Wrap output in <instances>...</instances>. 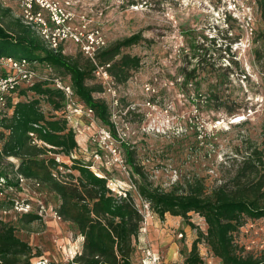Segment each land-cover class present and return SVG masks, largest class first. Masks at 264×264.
Wrapping results in <instances>:
<instances>
[{
	"label": "rangeland",
	"instance_id": "rangeland-1",
	"mask_svg": "<svg viewBox=\"0 0 264 264\" xmlns=\"http://www.w3.org/2000/svg\"><path fill=\"white\" fill-rule=\"evenodd\" d=\"M56 1L74 14V31L99 35L106 46L141 35L139 44L121 52L138 57L139 69L131 71L125 83L101 84L103 93L93 94L107 103L116 138L94 144L81 123L71 124L77 141L73 157L130 191L138 209L143 208L142 201L131 182L138 178L132 177L124 162L127 147L135 151L136 162L149 181L165 190L191 177L203 179L210 190L230 176L235 157L241 159L249 149L264 155V20L256 0ZM0 6L9 10V19H23L17 0H0ZM61 53L86 59L70 41L61 45ZM53 74L68 82L61 72ZM92 83L100 84L97 78ZM29 96L27 100H32L31 92ZM40 106L46 115L55 113L44 99ZM96 127L104 126L96 122ZM19 163L15 157L5 162L9 179L19 186L0 196L15 201L11 208L0 206V218L15 225L17 235L40 257L66 264L80 250L81 238L68 223L57 219L59 201L54 193L33 181L17 180ZM64 163L71 164L70 160ZM28 212L37 213L41 220L22 225L21 216ZM189 215L190 223L205 232L203 219ZM187 223L179 217L166 215L161 221L153 215L147 218L142 237L168 264H182L197 237L196 229ZM235 242L245 253L261 256L264 220H247ZM139 247L137 243L133 264L140 262ZM205 249V244L198 245L204 264H220Z\"/></svg>",
	"mask_w": 264,
	"mask_h": 264
},
{
	"label": "trees",
	"instance_id": "trees-1",
	"mask_svg": "<svg viewBox=\"0 0 264 264\" xmlns=\"http://www.w3.org/2000/svg\"><path fill=\"white\" fill-rule=\"evenodd\" d=\"M256 2L264 20V0ZM9 18V10L0 6V58L38 62L43 69H52L50 78H55L54 70L61 72L68 78L64 83L70 85L78 102L92 109L98 122L116 138L107 103L93 97L94 93H103L101 84L92 83L95 81L93 63L81 56H64L61 49L57 53L49 51L43 40L21 19ZM141 40V35H132L106 46L96 56L98 64H110L107 70L114 83H125L130 72L139 69L138 57L121 52ZM224 51H229V48L226 46ZM187 80L183 86L187 85ZM28 92L33 94V99L19 101L12 116L0 121V190L19 186L9 179L4 167L8 158H18L20 163L15 175L43 185L54 193L59 201L55 213L83 239L80 254L66 264H133L143 216L130 191H126L125 196L113 193L107 188L105 175H95L89 165L75 158H70V165L58 164L50 155L69 157L77 148L76 135L61 116L55 113L46 115L40 105L44 99L58 112L63 106V94L51 81L39 82L22 91L21 95ZM30 133L52 148L33 144L34 138ZM124 162L132 177L138 178L131 182L152 213L160 220H164L166 215L179 217L196 229L197 237L184 255L182 264H204L198 252L201 243L220 264H264V255L257 257L245 253L235 242V235L247 220H264L262 153L249 149L241 159L235 157L230 176L210 190L206 189L203 179L197 177L175 181L168 190L155 186L136 162L135 151L128 147L124 151ZM60 168L67 173H62ZM14 203L0 198L3 208L5 205L11 208ZM190 213L203 219L205 232L190 223ZM38 220L41 217L34 212L24 213L20 219L24 226ZM40 256L17 235L15 225L0 218V264H35Z\"/></svg>",
	"mask_w": 264,
	"mask_h": 264
},
{
	"label": "built area",
	"instance_id": "built-area-1",
	"mask_svg": "<svg viewBox=\"0 0 264 264\" xmlns=\"http://www.w3.org/2000/svg\"><path fill=\"white\" fill-rule=\"evenodd\" d=\"M23 10L22 22L24 25L30 27L44 42L45 47L54 53H57L61 49V45L67 41H70L79 46L80 53L89 61H91L95 67L94 77L97 78L102 85L114 84L113 77L109 74V63L98 64L96 56L103 50L106 45L103 38L99 35L87 34L83 35L82 32H76L71 28V21L74 18L73 13L65 12L58 1L56 0H17ZM52 72L51 68L43 69L38 62H31L27 59H15L11 57L0 58V121L12 116L15 105L23 100H27L30 94L21 95L22 91H26L33 87L35 84L42 81H51L55 89H59L64 97L63 106L60 111L55 112L56 115L61 116L69 127H72L73 122L81 123L83 129L89 134V140L96 144L102 142L106 144L111 139H114L111 132L106 127H96L97 118L94 115L92 109L78 102L74 92L70 85L64 83L59 78H50L49 73ZM82 120H87L86 124H82ZM74 131V129H73ZM30 136L34 138L33 144L38 146L46 145L44 142L37 140L33 133ZM1 149V143H0ZM116 154L115 151L113 152ZM95 158L99 159V156L95 154ZM55 161L60 164L64 163V160H70L74 158L72 153L69 157L55 154ZM95 175L100 176L93 172ZM102 176V175H101ZM17 180L21 183L28 181L21 175L16 176ZM39 186V184H37ZM107 188L113 193L125 196V190L118 187L114 180L107 179ZM5 191L0 190V196ZM142 201V200H141ZM142 207L139 210L143 216V222L138 234V244L140 247L139 264H168L164 257L157 249L152 248L149 242L142 237L146 233L145 223L147 218H152L154 213L149 209L147 203L142 201ZM138 208V206H137ZM144 212L145 214H143ZM56 215V214H55ZM57 219H60L57 217ZM162 221V220H161ZM181 238L182 235L179 233ZM81 238V237H80ZM81 241L83 239L81 238ZM81 250V249H80ZM80 250L74 253L71 260L75 255L80 254ZM206 253L207 249L204 250ZM209 253V252H208ZM203 258V254L199 253ZM262 255H264V245L262 247ZM212 256V255H211ZM35 264H50L45 258L41 257ZM176 264V263H170Z\"/></svg>",
	"mask_w": 264,
	"mask_h": 264
},
{
	"label": "crops",
	"instance_id": "crops-1",
	"mask_svg": "<svg viewBox=\"0 0 264 264\" xmlns=\"http://www.w3.org/2000/svg\"><path fill=\"white\" fill-rule=\"evenodd\" d=\"M171 218H177V217H172L170 216ZM81 245H82V241H81V244H80V249H81ZM171 251H172V248L169 249V256L171 257ZM174 257L172 256L171 260L173 259Z\"/></svg>",
	"mask_w": 264,
	"mask_h": 264
}]
</instances>
